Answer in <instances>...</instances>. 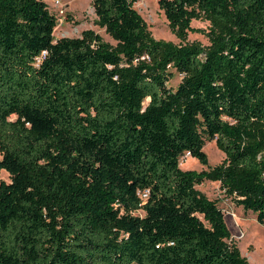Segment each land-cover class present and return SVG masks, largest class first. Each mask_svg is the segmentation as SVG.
Instances as JSON below:
<instances>
[{
    "label": "trees",
    "instance_id": "1",
    "mask_svg": "<svg viewBox=\"0 0 264 264\" xmlns=\"http://www.w3.org/2000/svg\"><path fill=\"white\" fill-rule=\"evenodd\" d=\"M137 2L92 1L111 45L55 41L43 1L0 0V264H249L196 186L264 226V0H158L178 45Z\"/></svg>",
    "mask_w": 264,
    "mask_h": 264
},
{
    "label": "rangeland",
    "instance_id": "2",
    "mask_svg": "<svg viewBox=\"0 0 264 264\" xmlns=\"http://www.w3.org/2000/svg\"><path fill=\"white\" fill-rule=\"evenodd\" d=\"M48 8V11L56 18V27L53 32L55 41L59 39H71L80 37L85 30H91L98 34L104 42L115 45L105 29L96 25V16L92 8L93 0H41ZM134 9L145 22L148 31L155 40L170 42L175 45L180 41L171 33L168 22L159 9L158 0H139L134 4ZM209 24L204 21H193L186 43H197L202 47L209 45L204 33ZM202 31V32H199ZM181 80V75L174 73L168 87L175 89ZM148 101L144 102L146 105ZM204 153L208 159V166L219 165L224 155L218 151L214 142L206 143ZM179 166L183 171L200 172L206 170L195 159L183 155L179 159ZM0 182L9 183V175L0 171ZM196 189L210 200L218 201V207L225 217L226 225L230 231L231 239L237 246L241 255L246 258L249 264H264V226L256 223L255 215L251 212H244L236 207L230 199L226 198L217 182L204 181L196 186ZM135 216H143L140 211L134 212Z\"/></svg>",
    "mask_w": 264,
    "mask_h": 264
},
{
    "label": "built area",
    "instance_id": "3",
    "mask_svg": "<svg viewBox=\"0 0 264 264\" xmlns=\"http://www.w3.org/2000/svg\"><path fill=\"white\" fill-rule=\"evenodd\" d=\"M189 156V155H188ZM146 195H144L143 197H145Z\"/></svg>",
    "mask_w": 264,
    "mask_h": 264
}]
</instances>
